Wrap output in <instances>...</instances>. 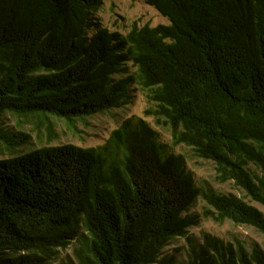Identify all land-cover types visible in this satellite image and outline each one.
Segmentation results:
<instances>
[{"label": "trees", "instance_id": "trees-1", "mask_svg": "<svg viewBox=\"0 0 264 264\" xmlns=\"http://www.w3.org/2000/svg\"><path fill=\"white\" fill-rule=\"evenodd\" d=\"M169 24L128 33L96 24L103 0H0V120L70 124L130 103L138 84L175 145L216 164L264 206V0H147ZM130 66L136 68L131 72ZM27 132L0 130V264H264V248L190 233L202 218L254 226L264 212L198 185L185 155L129 117L103 149L73 143L23 150ZM199 198L202 213L191 212ZM185 237L188 257L163 255ZM73 244V257L62 250Z\"/></svg>", "mask_w": 264, "mask_h": 264}, {"label": "rangeland", "instance_id": "rangeland-1", "mask_svg": "<svg viewBox=\"0 0 264 264\" xmlns=\"http://www.w3.org/2000/svg\"><path fill=\"white\" fill-rule=\"evenodd\" d=\"M157 26L169 24V19L162 15L154 6L149 5L147 0H103L102 6L93 14L91 25L87 29V36H92L98 29L96 24L106 27L111 31L128 33L134 24ZM136 68L130 66L131 72ZM130 103L121 108H112L94 114L83 119H76L70 124L65 118L51 115L55 123L57 137L49 141L46 125L38 126V117H20L13 113H5L0 120V130L4 133H16L19 131L30 134L29 143L23 146V150L36 149L45 145H63L73 143L82 147H95L103 149L112 131L119 127L129 117H142L146 119L158 132L159 142L165 145V153L183 154L187 160V168L193 173L198 185L210 182L218 191L235 193L244 198L250 204L264 212V206L249 197L246 192L233 181L220 182L217 178L216 164L195 155L192 147L185 144L175 145L173 142L170 125L159 123L154 115H148L147 111L155 107L150 100L149 91L138 84H134L129 92ZM11 154L0 150V159L9 157ZM206 202L199 198L191 212L202 213ZM210 232L226 240L242 239L249 248L258 243L264 248V235L254 226L236 224L232 220L220 223L213 218H202L197 226L190 229V233L202 241L204 233ZM175 253L179 259L186 261L188 257L187 241L185 237L173 238L163 249V255ZM62 256L73 257V244L62 250ZM50 264H58L52 262Z\"/></svg>", "mask_w": 264, "mask_h": 264}]
</instances>
